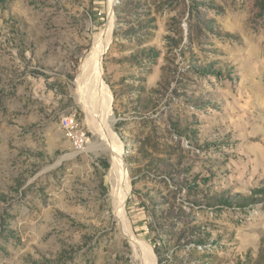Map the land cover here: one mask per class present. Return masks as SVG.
<instances>
[{"label": "rangeland", "instance_id": "374dc122", "mask_svg": "<svg viewBox=\"0 0 264 264\" xmlns=\"http://www.w3.org/2000/svg\"><path fill=\"white\" fill-rule=\"evenodd\" d=\"M116 1L103 79L150 256L76 97L110 0H0V264H264V0Z\"/></svg>", "mask_w": 264, "mask_h": 264}, {"label": "bare ground", "instance_id": "6f19581e", "mask_svg": "<svg viewBox=\"0 0 264 264\" xmlns=\"http://www.w3.org/2000/svg\"><path fill=\"white\" fill-rule=\"evenodd\" d=\"M115 2L117 1L110 0L109 21L105 28L95 36L90 52L80 65V72L75 82L76 97L80 106L87 112L89 121L94 125V130L105 138L108 147L112 151L109 181L117 220L123 232L131 238L133 245L141 251L142 255L149 257L150 250L145 246L146 243L133 236L128 227L125 205L131 191V178L123 158V145L112 135L111 120L109 119L111 94L103 79L104 55L113 41L115 27L113 5ZM64 128L67 138L78 148L77 139H73L72 126L64 124ZM151 264L156 263L151 260Z\"/></svg>", "mask_w": 264, "mask_h": 264}, {"label": "built area", "instance_id": "2783aa9c", "mask_svg": "<svg viewBox=\"0 0 264 264\" xmlns=\"http://www.w3.org/2000/svg\"><path fill=\"white\" fill-rule=\"evenodd\" d=\"M61 122L72 126L73 139L78 141V151L85 150L90 143V134L81 119L75 113H72L64 115Z\"/></svg>", "mask_w": 264, "mask_h": 264}, {"label": "trees", "instance_id": "16d2710c", "mask_svg": "<svg viewBox=\"0 0 264 264\" xmlns=\"http://www.w3.org/2000/svg\"><path fill=\"white\" fill-rule=\"evenodd\" d=\"M105 166L108 167V164L105 163ZM260 194L264 196V188L261 189V193ZM223 200H225L226 203L233 204L232 201H230V199L227 198V197H224ZM248 200L255 201V199H253V198H249V199L248 198H246V199L244 198V199H241V201H239V202L242 204L241 206H248V204H250V203H248Z\"/></svg>", "mask_w": 264, "mask_h": 264}]
</instances>
